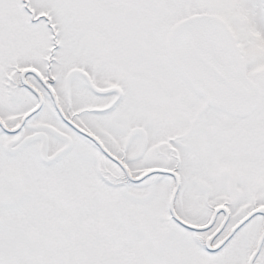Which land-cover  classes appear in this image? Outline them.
<instances>
[{"label": "snow or ice", "instance_id": "6c2138e0", "mask_svg": "<svg viewBox=\"0 0 264 264\" xmlns=\"http://www.w3.org/2000/svg\"><path fill=\"white\" fill-rule=\"evenodd\" d=\"M0 264H264V0H0Z\"/></svg>", "mask_w": 264, "mask_h": 264}]
</instances>
